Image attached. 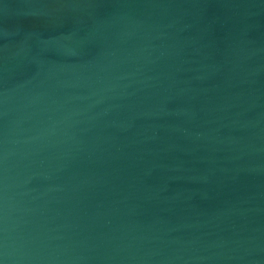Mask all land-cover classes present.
<instances>
[{
  "label": "water",
  "instance_id": "95a60500",
  "mask_svg": "<svg viewBox=\"0 0 264 264\" xmlns=\"http://www.w3.org/2000/svg\"><path fill=\"white\" fill-rule=\"evenodd\" d=\"M0 264H264V0H0Z\"/></svg>",
  "mask_w": 264,
  "mask_h": 264
}]
</instances>
